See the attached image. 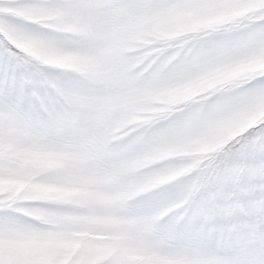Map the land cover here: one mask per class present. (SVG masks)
Listing matches in <instances>:
<instances>
[{
  "label": "snow or ice",
  "instance_id": "1",
  "mask_svg": "<svg viewBox=\"0 0 264 264\" xmlns=\"http://www.w3.org/2000/svg\"><path fill=\"white\" fill-rule=\"evenodd\" d=\"M0 264H264V0H0Z\"/></svg>",
  "mask_w": 264,
  "mask_h": 264
}]
</instances>
